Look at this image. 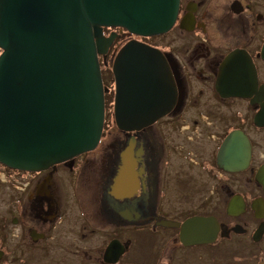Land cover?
<instances>
[{
    "label": "flooded vegetation",
    "instance_id": "1",
    "mask_svg": "<svg viewBox=\"0 0 264 264\" xmlns=\"http://www.w3.org/2000/svg\"><path fill=\"white\" fill-rule=\"evenodd\" d=\"M111 31L119 36L100 56L106 119L114 104L112 60L130 39L165 56L169 108L132 131L105 124L96 148L44 170L0 163V188L11 191L0 208V264H40L43 250L58 252V264H264V175L257 177L264 172V126L255 122L264 98L224 97L216 88L223 61L241 51L264 86V0H180L176 22L162 34L105 28ZM111 79L114 88L107 86ZM234 130L251 144L240 171L218 164ZM235 196L243 209L231 214ZM202 217L218 225L184 226ZM111 242L123 247L108 256L115 262L105 258Z\"/></svg>",
    "mask_w": 264,
    "mask_h": 264
},
{
    "label": "water",
    "instance_id": "2",
    "mask_svg": "<svg viewBox=\"0 0 264 264\" xmlns=\"http://www.w3.org/2000/svg\"><path fill=\"white\" fill-rule=\"evenodd\" d=\"M179 5L180 0H0V162L38 171L94 149L103 132L107 90L99 57L118 37L116 32L106 35L104 28L161 34L174 25ZM112 70L119 129H139L167 112L172 80L159 48L131 39L115 55ZM216 88L224 97L264 98L252 59L243 51L223 61ZM255 122L264 126V103ZM250 158L248 137L231 131L220 147L219 166L240 171ZM124 177L121 173L116 179L120 190ZM242 209L241 197L235 196L228 212ZM199 222L218 225L215 217H202L184 226ZM122 250L111 242L106 260L116 261L108 256Z\"/></svg>",
    "mask_w": 264,
    "mask_h": 264
},
{
    "label": "rangeland",
    "instance_id": "3",
    "mask_svg": "<svg viewBox=\"0 0 264 264\" xmlns=\"http://www.w3.org/2000/svg\"><path fill=\"white\" fill-rule=\"evenodd\" d=\"M107 86L108 87L113 86V88H114L113 79H111L109 82L107 81ZM110 102H109V104H111ZM111 105H113V103ZM111 105H108V108H109L108 111L109 112H108L107 121H106L107 123L105 122V124H108V130L113 126V123H114L113 116L111 114H109L111 112ZM106 128H107V125H106ZM238 177L240 178V175H238ZM232 180H235V182H233V183L231 181V183L233 184V187L239 189V183L236 181V179L232 178ZM226 188L227 187H225V189ZM10 196H11V191L9 188H7V187L5 189L0 188V208L3 206L5 200H8V201L10 200ZM0 215H1V212H0ZM9 217H11V216H9ZM40 259H41L40 264H58L59 255H58V252L53 251V250H50V251L43 250L41 255H40ZM60 264H64V263H60Z\"/></svg>",
    "mask_w": 264,
    "mask_h": 264
}]
</instances>
